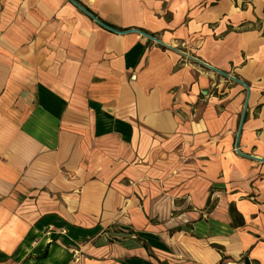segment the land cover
<instances>
[{
	"label": "crops",
	"instance_id": "1",
	"mask_svg": "<svg viewBox=\"0 0 264 264\" xmlns=\"http://www.w3.org/2000/svg\"><path fill=\"white\" fill-rule=\"evenodd\" d=\"M74 1L0 0V264H264V0Z\"/></svg>",
	"mask_w": 264,
	"mask_h": 264
},
{
	"label": "water",
	"instance_id": "2",
	"mask_svg": "<svg viewBox=\"0 0 264 264\" xmlns=\"http://www.w3.org/2000/svg\"><path fill=\"white\" fill-rule=\"evenodd\" d=\"M71 1H73L75 4H77L74 0H71ZM81 9H83L87 14H89L91 17H93L96 21H98V22H100L98 19H96L90 12H88L87 10H85L83 7H81L79 4H77ZM102 25H104V26H106L105 24H103L102 22H100ZM107 27V26H106ZM110 28V27H109ZM148 37H150V38H153L152 36H150V35H147ZM213 69V68H212ZM213 70H216V69H213ZM217 72H219V73H222L221 71H218V70H216ZM223 74V73H222ZM230 78L231 79H233V80H235V81H238V82H240L243 86H245V88H247L248 89V87H247V85L243 82V81H241V80H239V79H237L236 77H233V76H230ZM245 109H246V103H245V105H244V109H243V112H242V115H241V119H240V123H239V128H238V131H237V137H236V141H235V149L237 150V152L239 153V154H241V155H243L239 150H238V148H237V142H238V137H239V134H240V131H241V126H242V123H243V119H244V113H245ZM246 156H249V155H246ZM258 160H261L262 162H264V159H262V158H257ZM233 264H249V261H248V259H246L244 262H237V263H233Z\"/></svg>",
	"mask_w": 264,
	"mask_h": 264
},
{
	"label": "trees",
	"instance_id": "3",
	"mask_svg": "<svg viewBox=\"0 0 264 264\" xmlns=\"http://www.w3.org/2000/svg\"><path fill=\"white\" fill-rule=\"evenodd\" d=\"M229 213H230L231 217H233V223L236 224L238 222L237 212L235 211L234 208L229 207ZM139 240L141 241V239H139ZM141 245L144 247L148 246L145 242H143ZM159 264H166V263L165 262H159Z\"/></svg>",
	"mask_w": 264,
	"mask_h": 264
},
{
	"label": "built area",
	"instance_id": "4",
	"mask_svg": "<svg viewBox=\"0 0 264 264\" xmlns=\"http://www.w3.org/2000/svg\"><path fill=\"white\" fill-rule=\"evenodd\" d=\"M152 39L157 40L155 37H153ZM222 264H228V263H222Z\"/></svg>",
	"mask_w": 264,
	"mask_h": 264
},
{
	"label": "rangeland",
	"instance_id": "5",
	"mask_svg": "<svg viewBox=\"0 0 264 264\" xmlns=\"http://www.w3.org/2000/svg\"><path fill=\"white\" fill-rule=\"evenodd\" d=\"M207 204H208V202H207Z\"/></svg>",
	"mask_w": 264,
	"mask_h": 264
},
{
	"label": "bare ground",
	"instance_id": "6",
	"mask_svg": "<svg viewBox=\"0 0 264 264\" xmlns=\"http://www.w3.org/2000/svg\"><path fill=\"white\" fill-rule=\"evenodd\" d=\"M222 264V263H221Z\"/></svg>",
	"mask_w": 264,
	"mask_h": 264
}]
</instances>
